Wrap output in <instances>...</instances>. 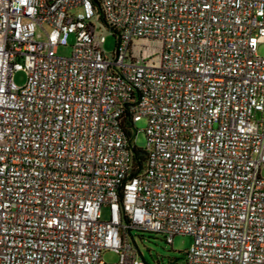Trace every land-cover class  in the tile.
I'll use <instances>...</instances> for the list:
<instances>
[{"label": "built area", "instance_id": "obj_1", "mask_svg": "<svg viewBox=\"0 0 264 264\" xmlns=\"http://www.w3.org/2000/svg\"><path fill=\"white\" fill-rule=\"evenodd\" d=\"M259 38L264 0H0V264H144L126 229L190 236L173 264H264Z\"/></svg>", "mask_w": 264, "mask_h": 264}, {"label": "rangeland", "instance_id": "obj_2", "mask_svg": "<svg viewBox=\"0 0 264 264\" xmlns=\"http://www.w3.org/2000/svg\"><path fill=\"white\" fill-rule=\"evenodd\" d=\"M95 25L96 32L105 37V42L102 45L106 55H111L114 46L115 39L111 35L110 31L103 26L100 21L95 18L93 21ZM73 43V39H69V45L66 47H59L57 50V55L61 57H68L71 53L70 45ZM256 51L258 56L264 57V39L259 38L257 42ZM25 73L17 72L13 75V81L16 85L22 86L25 83ZM146 121L141 119L134 125V144L139 149H144L146 147L145 130ZM264 177V168L261 171ZM102 218H108V209H102ZM132 238L129 237L128 240L133 247H137L138 260L144 262L145 264H169L170 260L181 259L183 252L188 250L192 244V238L190 236H176L174 237L173 243L167 245L164 238L160 234L155 233H138L132 232ZM140 236H142L140 238ZM135 247V248H136ZM102 258L106 263L116 264L118 261V256L110 251H104L102 253Z\"/></svg>", "mask_w": 264, "mask_h": 264}, {"label": "trees", "instance_id": "obj_3", "mask_svg": "<svg viewBox=\"0 0 264 264\" xmlns=\"http://www.w3.org/2000/svg\"><path fill=\"white\" fill-rule=\"evenodd\" d=\"M97 15L99 16V20L103 21V15L102 12L97 9ZM122 128L124 129V132L130 142L131 145V168H130V173L129 176L130 177H134L136 176L140 171H142L146 165V161H147V154L143 149H139L135 146L134 142H133V137H134V127L132 125V122H130L129 118L125 117L124 121L122 123ZM132 232H138V233H155V234H159L156 232H145V231H140V230H134V229H126L125 233L127 235V237H131ZM161 235V234H160ZM142 236H140L141 238ZM164 238V237H163ZM165 241V238H164ZM165 243L167 245H171L168 244L166 241ZM136 247V246H135ZM137 249V247H136ZM139 253V252H138ZM140 254V253H139ZM177 259L174 260H170L169 264H173ZM144 263V262H143ZM145 264V263H144Z\"/></svg>", "mask_w": 264, "mask_h": 264}]
</instances>
